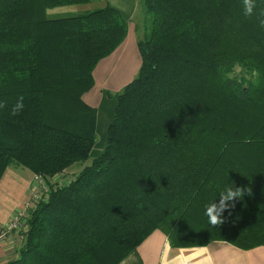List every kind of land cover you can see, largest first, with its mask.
<instances>
[{
  "label": "trees",
  "instance_id": "obj_1",
  "mask_svg": "<svg viewBox=\"0 0 264 264\" xmlns=\"http://www.w3.org/2000/svg\"><path fill=\"white\" fill-rule=\"evenodd\" d=\"M88 2L0 0V178L15 163L49 183L5 264H119L167 224L176 247H264V0L251 16L243 0H142L151 27L136 75L108 94L104 145L58 183L90 157L97 108L82 95L127 31L105 0L46 14ZM231 185L250 191L212 226L206 207Z\"/></svg>",
  "mask_w": 264,
  "mask_h": 264
},
{
  "label": "crops",
  "instance_id": "obj_2",
  "mask_svg": "<svg viewBox=\"0 0 264 264\" xmlns=\"http://www.w3.org/2000/svg\"><path fill=\"white\" fill-rule=\"evenodd\" d=\"M105 1L118 9L128 24L126 35L116 47L114 55L110 53L99 61L94 69L95 84L82 95V99L94 107H100L103 100L110 99L103 109L105 116L101 117V133L105 131L106 126L112 119L115 104L114 99L106 94L110 90L102 87V78H105L104 86L117 89L135 76L128 79L130 76L128 73L132 69L133 71H136V68L138 70L139 67L137 44L142 34L139 25L145 19L143 15L145 11L141 5L142 0ZM113 56L115 60L120 58L122 68L119 73L112 75L106 81L107 71L104 64L101 63L106 62L105 60L108 58L112 60ZM99 87L101 88L98 90ZM100 113H102L101 110ZM98 122L97 110L96 131L98 130ZM100 147L102 149L103 145H100ZM32 177L33 173L31 171L18 170V167L10 168L8 166L5 169L0 178V229L5 228L12 215L23 206ZM15 234L14 231H7L6 237L0 240V264H5L17 256L19 239ZM19 237L22 239L21 236ZM259 249H241L225 241H212L204 246L176 247L169 243L167 236L162 232L154 231L119 264H178V262H183V264H264V251H259ZM257 255L260 260L256 257Z\"/></svg>",
  "mask_w": 264,
  "mask_h": 264
},
{
  "label": "rangeland",
  "instance_id": "obj_3",
  "mask_svg": "<svg viewBox=\"0 0 264 264\" xmlns=\"http://www.w3.org/2000/svg\"><path fill=\"white\" fill-rule=\"evenodd\" d=\"M101 6H102V3H100L99 0H90V2H88L86 4H80V5H77V4H71V5L70 4H63V5H60V6L52 7V8H49V9L46 10V14L50 18L66 17V16L80 14V13L85 12L87 10H92V9H95V8H99ZM143 15H144V18L145 19L139 25V30L142 31V34H141L140 39H143L144 38V34L147 35V33H148V31H149V29L151 27V15L145 14V13H143ZM115 51H116V49L111 53V55L113 53H115ZM109 59L110 58L106 59L105 60L106 62L101 63V64H104V67L106 68V71H107V73H106V75H107L106 81L112 75H115V74L119 73L121 71L120 69L122 68V64H120V58L117 59V60H115V58L113 56L112 57V60H109ZM139 61H140V59H139ZM109 64H110V66H108ZM133 64H134V62H133ZM236 70L238 71L239 68L237 67ZM95 72H96V70H95ZM136 73H137V68H136V71H133V69H132L128 73V74H130V76L128 77V79L131 76L136 75ZM102 80H103L102 87L104 89L110 90L109 92H111V94H109V92H107L106 94H109L112 97L114 96L115 93H117L118 91H120V89L122 88L121 86H119V88H117V89H114V88H111V87H108V86H104L105 85V78H102ZM100 88L101 87H99L98 90ZM99 96H100V94H99ZM106 99L107 100H103V102L100 105V107H96L97 110H98L99 122H98V130L96 131V142L94 144V147H93V150H92V152L90 154V157H88L84 162H81V161L80 162H76L71 167H69L66 170H64V172H62L63 175H64L62 179H61L62 173H60L58 175H55L52 178L53 180L51 179V181H55V182H58V183L68 182L71 178H73L72 176L75 175V173L77 171H79L85 164H88L91 161V159H92L93 156H95V155H97V154L100 153V151H99L101 149L100 145H104V133H105V131L103 133H101V128H100L101 117L102 116H105V114L103 112L104 111L103 109L105 108V105L108 104L109 101H110V99H108V98H106ZM100 110L102 111V113H100ZM15 167H18V170H23L25 172H29L30 171L29 169L24 168L23 166L17 165L15 163H13V164L10 165V168H15ZM34 176H39V175L33 173V177L31 179V182H30L29 187L27 189L28 191L26 193V200L23 203V206L20 209H18L15 212L14 215H12L10 221L8 222V225L5 228L0 229V240H2L3 238L6 237L7 231H14V233L17 234V235L15 234V235L19 239V248L21 246H23V242H24L19 237L20 232H21V225H19V224L22 223V220L24 218V215L26 213H28V211L30 210V208L32 207V205H34L36 202H39L43 197H45V195H46V193L48 191L47 188L49 186L48 185L49 183H46V181L44 180V178H42L41 176H39L38 178L41 179L43 182H45L44 186H42L38 182V180H35L34 179ZM35 193L36 194H39V195L38 196L33 195ZM14 223H17L18 225L16 227L13 226ZM168 227H169L168 224L166 226L163 225L160 229L156 228L154 231H160L164 235H166L167 234ZM256 248H260L259 251H264V247H262V246H258V247L256 246V247H253V248H250V249L253 250V249H256ZM256 257L258 258V260H260V257L258 255Z\"/></svg>",
  "mask_w": 264,
  "mask_h": 264
},
{
  "label": "clouds",
  "instance_id": "obj_4",
  "mask_svg": "<svg viewBox=\"0 0 264 264\" xmlns=\"http://www.w3.org/2000/svg\"><path fill=\"white\" fill-rule=\"evenodd\" d=\"M244 6V14L245 16H251L253 14L254 9V0H243ZM264 14V12H262ZM23 98H21L22 100ZM3 105H0L2 107ZM23 109L22 103H17L13 110L12 115H17L19 111ZM245 191H250L241 187H231L227 188L225 192H223L219 197V205L217 202H212L206 207L205 214L209 218V222L212 226H219L223 223V219L221 217V212L227 207V201L237 200L243 197ZM178 264H183V262H178Z\"/></svg>",
  "mask_w": 264,
  "mask_h": 264
},
{
  "label": "built area",
  "instance_id": "obj_5",
  "mask_svg": "<svg viewBox=\"0 0 264 264\" xmlns=\"http://www.w3.org/2000/svg\"><path fill=\"white\" fill-rule=\"evenodd\" d=\"M38 177H39V176H34V179H35V180H38V182H39L42 186H44V182H43L41 179H39ZM42 183H43V184H42ZM33 195L38 196L39 194H36V193H35V194H33ZM23 223H24V222L22 221V223H20L19 225H21V228H22V227H25V228H26V224H25V223L23 224ZM17 225H18L17 223H14V224H13V226H15V227H16Z\"/></svg>",
  "mask_w": 264,
  "mask_h": 264
}]
</instances>
